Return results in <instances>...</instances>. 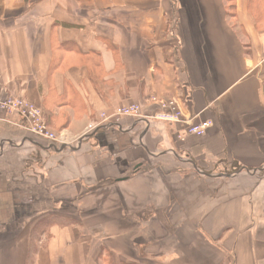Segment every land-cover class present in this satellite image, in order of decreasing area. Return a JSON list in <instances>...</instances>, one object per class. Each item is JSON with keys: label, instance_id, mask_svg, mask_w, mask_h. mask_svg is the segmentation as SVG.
<instances>
[{"label": "crops", "instance_id": "crops-1", "mask_svg": "<svg viewBox=\"0 0 264 264\" xmlns=\"http://www.w3.org/2000/svg\"><path fill=\"white\" fill-rule=\"evenodd\" d=\"M228 12L227 0H0V95L68 141L123 107L144 117L68 149L0 111V264H264V206L248 212L241 192L229 221L211 190L264 168V0ZM153 98L213 127L179 141ZM186 191L181 250L165 254L160 216Z\"/></svg>", "mask_w": 264, "mask_h": 264}, {"label": "built area", "instance_id": "built-area-1", "mask_svg": "<svg viewBox=\"0 0 264 264\" xmlns=\"http://www.w3.org/2000/svg\"><path fill=\"white\" fill-rule=\"evenodd\" d=\"M152 102L158 104L163 110V113L156 116L155 119L177 123L183 126L184 132L178 135L179 141L184 142L188 136L203 137L213 127L211 121H196L197 118L185 117L176 100L153 98ZM0 111L17 114L21 117L27 123L26 130L33 140L49 143L56 148L68 149L75 148L82 140L97 131L99 127L109 125L112 120V123H119L123 118L144 120L141 106L137 104L130 105L116 110L111 117L103 115L101 124L91 125L82 136L68 141L64 136L52 132L47 126L42 110L25 100L0 95Z\"/></svg>", "mask_w": 264, "mask_h": 264}, {"label": "rangeland", "instance_id": "rangeland-1", "mask_svg": "<svg viewBox=\"0 0 264 264\" xmlns=\"http://www.w3.org/2000/svg\"><path fill=\"white\" fill-rule=\"evenodd\" d=\"M180 169L182 170V168H180ZM190 170L194 171V169L192 167ZM229 170H230V172H227V175L235 176L234 174L239 175L241 173V169L237 172H234V173H232V171H234L233 168L229 169ZM182 172L183 171H181V173ZM204 174H206V175L211 174V176L219 175V174L214 173V171L212 173L204 172ZM211 184H212L211 190L216 193V196H220L219 199H217V201L218 202L219 201H222V202L228 201V209H227L226 218L229 221L231 218V212L233 211V209L236 208V197L241 196V192H243L245 195V198L243 200L244 201V207L247 208L246 210L248 212H249V210L251 211V209H249L248 203L251 202L252 200L254 201V204L256 203V205H259L262 207L264 206V199H262V193H264V168H263V170H261L259 172L258 171L257 172L251 171L250 173L243 172L240 175V177H235L234 179H227V181H223V180L212 181ZM196 185H199V184L196 183ZM189 190H191V189H189ZM198 190H200L199 186H197V188H196L197 192H198ZM253 191H256V195H255L254 199L251 198V193ZM187 194L188 193L186 191V193L182 194L181 198H177V197L175 198V196H173L171 194V197L169 196V200H168L169 208H167L170 210L167 211V209H165L163 214H161V216H160V218L164 220V224H165V229L163 232V235L165 238V243L167 242L163 248V252L165 254L166 253L171 254V252L174 250H176V251L181 250V247L173 246V243H174L175 239H178L177 234H178L179 230L177 229V226H178V224H180L182 222V218H184L183 216L182 217L179 216L178 207L182 209L183 206L188 207V204H191L193 202V199L189 198V196H187ZM248 215H249V217H251V213H249ZM245 216L247 217V215H245ZM215 218H216V216H215ZM257 218H258V216H257V214H255L254 219L257 220ZM214 221H216V219H214ZM155 237H156V234L154 233L153 239H155ZM149 238L151 239L152 235H149ZM166 239H167V241H166ZM151 246H152V249H151L152 252H155L157 245L151 244ZM149 257H151V255H149Z\"/></svg>", "mask_w": 264, "mask_h": 264}, {"label": "trees", "instance_id": "trees-1", "mask_svg": "<svg viewBox=\"0 0 264 264\" xmlns=\"http://www.w3.org/2000/svg\"><path fill=\"white\" fill-rule=\"evenodd\" d=\"M228 2H229V14L231 13H233V11H234V1L235 0H227ZM241 168H234V171H232V173H234V172H237V171H239ZM227 173V172H226Z\"/></svg>", "mask_w": 264, "mask_h": 264}, {"label": "water", "instance_id": "water-1", "mask_svg": "<svg viewBox=\"0 0 264 264\" xmlns=\"http://www.w3.org/2000/svg\"><path fill=\"white\" fill-rule=\"evenodd\" d=\"M227 177H233L232 175H226Z\"/></svg>", "mask_w": 264, "mask_h": 264}]
</instances>
